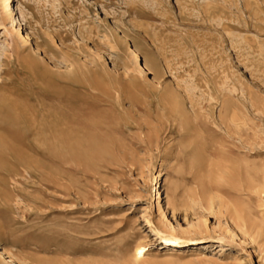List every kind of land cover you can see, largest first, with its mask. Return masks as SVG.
Wrapping results in <instances>:
<instances>
[{
    "label": "rangeland",
    "instance_id": "rangeland-1",
    "mask_svg": "<svg viewBox=\"0 0 264 264\" xmlns=\"http://www.w3.org/2000/svg\"><path fill=\"white\" fill-rule=\"evenodd\" d=\"M1 98L0 264H264V0H0Z\"/></svg>",
    "mask_w": 264,
    "mask_h": 264
},
{
    "label": "bare ground",
    "instance_id": "bare-ground-1",
    "mask_svg": "<svg viewBox=\"0 0 264 264\" xmlns=\"http://www.w3.org/2000/svg\"><path fill=\"white\" fill-rule=\"evenodd\" d=\"M9 6V4H8ZM32 58V57H31ZM16 59V57H15ZM35 60V59H34ZM20 66L22 68V70H25L26 72L30 73L31 75H35L34 74V69L33 68L35 65L33 64V62L31 60H21L20 61ZM40 67V66H39ZM39 71V70H38ZM42 76V75H41ZM9 100V99H7ZM83 100V99H82ZM12 102V101H11ZM12 103H15V102H12ZM17 104V102L15 103ZM15 104L14 105H11V103H8L7 101H5L3 98H1V101H0V111L1 110H9V107H15ZM19 104V103H18ZM17 106V105H16ZM21 106L19 107H16L17 109L21 110L19 111V115L21 114L22 111H24L23 109L20 108ZM25 113V111L23 112ZM22 113V116L25 115V119L28 117V115L26 116V113L23 114ZM24 117V116H23ZM27 122V121H26ZM7 123V122H6ZM31 123V122H30ZM22 124V123H21ZM34 126V125H32ZM38 126V125H37ZM30 128V127H29ZM68 128V127H67ZM51 131V130H50ZM25 132V131H24ZM247 133V132H246ZM13 135V134H12ZM257 137V136H256ZM256 139V138H255ZM262 139V138H261ZM241 144L245 145V147H247L248 151L246 152V156H249V157H257V156H260L261 155V151L260 150H256V147L254 149V147H252V145H261L262 144V141L261 143H258L256 141L252 143H250L251 139L248 140L246 138H243V137H240L239 138ZM230 141V140H229ZM233 143H234V140H232ZM231 141V142H232ZM239 142V143H240ZM237 144V142H236ZM264 144V143H263ZM224 145V144H223ZM238 146V145H237ZM242 148V146L240 147ZM240 148H237V149H240ZM260 148V147H259ZM244 150V149H243ZM239 152V151H238ZM244 157V156H243ZM232 161H233V164L235 163L233 158L231 157L230 158ZM229 160V159H228ZM236 160V159H235ZM243 160V159H242ZM241 160V161H242ZM240 161V160H239ZM245 167L241 168V165H236L238 168H234L233 165L231 164V166L234 168V170L232 169L231 172L227 171L228 169H224V170H221V173L224 174V172L226 174H230L231 176L233 175V177H237L238 179L242 178L243 180V186H241V190L240 188H236L237 189V192L240 191V194L242 193V195H244L245 197V202H246V205H247V211L244 210V212H246L244 214V217H240V215L242 214L243 210L240 209L239 207L238 208H235V213L236 215H238V218H242L241 220V223L239 222H235L236 226L241 229V228H244V230L249 233L250 235L253 236V241L256 240L257 238H260V237H263L264 238V162H260V163H257L252 161V162H245ZM227 164V163H226ZM235 165V164H234ZM228 166V165H227ZM230 166V165H229ZM231 167V168H232ZM220 168V167H219ZM230 168V167H229ZM218 171V170H216ZM228 172V173H227ZM219 173V172H218ZM217 174V173H216ZM225 174V175H226ZM214 175V174H213ZM218 175V174H217ZM230 177V176H229ZM228 177V178H229ZM218 179L220 181H224V178H223V175L221 176H218ZM226 181H229L227 180V178H225ZM231 180V179H230ZM241 180V179H240ZM241 180V181H242ZM238 181V180H237ZM235 181L236 183H238V185H236L235 187H238L240 186L239 182ZM231 183L234 182L233 180L230 181ZM234 182V183H235ZM228 185V184H227ZM233 186V183L231 184ZM242 185V184H241ZM230 186V184L228 185ZM231 187V186H230ZM233 187V188H235ZM206 195V198L209 202H212L214 200V197L211 196L209 193L205 192L204 193ZM238 194V193H237ZM1 195V194H0ZM239 195V194H238ZM213 205V204H212ZM237 205V204H236ZM234 212V211H233ZM234 213V214H235ZM237 219V218H236ZM238 220V219H237ZM240 221V220H239ZM243 231V230H242ZM156 234L159 235V232L155 231ZM262 240V239H261ZM162 242L167 244V240L162 238ZM263 242V241H262ZM264 246V245H263ZM177 247H180L179 245H177ZM144 252H145V248L144 247H138L136 249V254L134 255L135 257H142L144 255ZM133 262H136V259L133 258Z\"/></svg>",
    "mask_w": 264,
    "mask_h": 264
}]
</instances>
